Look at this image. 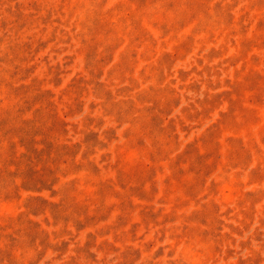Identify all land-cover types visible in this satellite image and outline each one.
I'll list each match as a JSON object with an SVG mask.
<instances>
[{"label": "rangeland", "instance_id": "1", "mask_svg": "<svg viewBox=\"0 0 264 264\" xmlns=\"http://www.w3.org/2000/svg\"><path fill=\"white\" fill-rule=\"evenodd\" d=\"M0 264H264V0H0Z\"/></svg>", "mask_w": 264, "mask_h": 264}]
</instances>
